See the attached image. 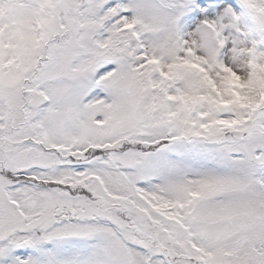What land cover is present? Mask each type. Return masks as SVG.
<instances>
[{"label":"snow or ice","instance_id":"1","mask_svg":"<svg viewBox=\"0 0 264 264\" xmlns=\"http://www.w3.org/2000/svg\"><path fill=\"white\" fill-rule=\"evenodd\" d=\"M0 264H264V0H0Z\"/></svg>","mask_w":264,"mask_h":264}]
</instances>
